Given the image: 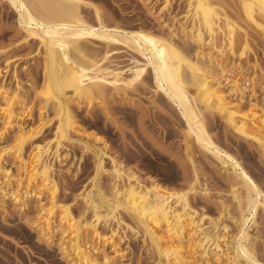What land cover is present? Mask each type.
I'll return each instance as SVG.
<instances>
[{"label": "bare ground", "instance_id": "obj_1", "mask_svg": "<svg viewBox=\"0 0 264 264\" xmlns=\"http://www.w3.org/2000/svg\"><path fill=\"white\" fill-rule=\"evenodd\" d=\"M184 1V20L173 17L171 25H162L168 32L157 34L141 27L128 30L109 26L99 6L87 0H5L16 13L25 45L36 43L42 49L39 53L46 77L42 91L46 107L40 109L37 124L27 126L26 118L33 119V113L25 101L18 71L14 68L13 89L6 86L0 69V141L8 134L14 136L12 147L0 148L1 205L11 201L26 212L34 201L37 214L29 226L48 246L58 244L70 264H117L125 257L119 244L127 231L141 236L150 246L155 253L154 264H264L256 255L258 235L253 233L264 212V190L234 155L216 143L207 119L209 114L219 115L235 134L264 152V107L257 106L255 87H249L251 80L243 79L241 60L256 42L264 46V0ZM172 2L163 1L161 18L170 15ZM85 8L92 9L94 22L86 17L90 11ZM179 39L184 45L194 46V54L186 51ZM91 43L106 48L101 56L105 60L113 50L125 49L131 59L143 61L155 88L177 108L185 122L183 134L190 141L187 150L191 143L222 167L237 204V217H232L238 229L234 238L226 235L229 225H220V220L206 225V216L193 207L191 195L194 199L203 195L207 203L212 195L208 188L199 187L196 171L189 189L174 191L155 179L141 181L109 154L101 138L95 139L96 148L86 140L90 136H84L72 103L77 101L80 106L85 99L91 102L96 91L102 92L105 78L98 77L100 72L112 76L117 87L119 81L122 83L114 70L109 72L101 66ZM91 69L99 74H91ZM245 101L250 109L247 113L242 112ZM50 102L53 116L48 110ZM53 122V137L38 140ZM28 143L32 149L26 155ZM65 143L78 145L94 156L95 185L80 194L90 216H76L69 204L59 201L53 161L60 165L66 162L69 154L61 152ZM5 154L14 158L11 167L4 164ZM193 158L189 155L192 165ZM101 176L110 179L108 191L96 183ZM219 205L221 212L230 214L225 203ZM221 228L225 235L220 234Z\"/></svg>", "mask_w": 264, "mask_h": 264}, {"label": "rangeland", "instance_id": "obj_2", "mask_svg": "<svg viewBox=\"0 0 264 264\" xmlns=\"http://www.w3.org/2000/svg\"><path fill=\"white\" fill-rule=\"evenodd\" d=\"M87 1L99 6L101 12L106 15L104 16L109 26L119 25V27L128 30L141 27L157 34L168 32L167 28L162 25H164L163 23L171 25L170 19L173 17L176 16V19L184 20L183 17L187 11L184 0H173L170 15L163 14L162 18L160 10L164 0H151V3L146 0ZM84 10L88 9L85 8ZM91 10L89 9L88 12L92 13ZM90 12L85 13L86 15L89 14L85 16L87 18L89 16V21L94 22V15L93 13L90 15ZM161 19H164L165 22ZM256 37L255 41H259V38L256 39ZM179 42L182 46L184 45L182 40L179 39ZM100 44L91 43L89 45L94 52H98H95V55L99 56L97 59L101 66L104 65L103 68L105 67L109 72L114 70V73L120 76L118 78L121 79L122 83L119 81L118 85L120 86L117 87L113 84L115 79L111 78L112 76L108 75L107 77L104 72H100L98 75L97 69H91L93 70L91 71L93 73L90 72L91 74L96 73L98 77L105 78L104 84L101 85V91L104 94L98 90L91 102L85 99L80 106H78L77 101L72 103V108L83 129L84 136H90L86 140L92 148H96L95 139L101 138L108 145L109 154L116 159L118 158L117 160L122 162L126 169L136 173L141 181L155 179L161 185L174 191L189 189L194 174L197 173L200 179L199 183L201 182L199 187L208 188L209 195H212L209 197L210 203L209 201L208 203L204 202L203 195L198 194L199 197L196 196L195 199L191 195L193 207L199 211L201 216H206V225L210 221L211 224L219 220L220 225H229L227 234L223 228H221L220 234L234 238L238 229L232 217H237V204L231 194L230 179L226 173L224 174L222 167L191 143H189L187 150L186 143L189 140L186 141L183 134L185 122L177 108L155 88L152 74L143 61L141 63V60L131 59L130 54L125 49L113 50L114 52L112 51L105 60L102 54L106 52V48ZM257 44L256 42V46L252 47L241 58L246 74L243 73L245 76L243 79L251 80L249 87H255V95L258 98L257 106L264 107V46ZM38 47L36 43L25 45L24 35L17 26L16 13L5 0H0V69L5 74L6 86L9 85L13 89L16 86V81L12 77L14 68L18 71L25 101L30 108L32 107L33 113V119L26 118L27 126L32 125V123L37 124L40 109L46 107V98L42 94L46 77L43 57L39 53L42 49L39 47L38 50ZM183 48L187 49L186 51L190 54H194V46L184 45ZM99 58H103V60ZM96 97L97 99H95ZM247 105L249 104L245 101L242 112H249L250 109ZM50 106L51 102L48 110L49 114L53 116ZM218 116L212 115L211 117L210 114L207 116V119L209 118V130L216 143L234 155L264 190V152L262 153L260 148L251 141L235 134ZM54 122L44 128L38 140L42 138L49 140L53 137ZM13 140V134H8L4 141L3 139L2 142L0 141V148L6 145L5 147L9 149L12 147ZM192 146H194V151ZM31 149L30 143L26 144L25 154L29 155ZM61 152L63 154L68 153L69 156L63 165H60L56 160L53 161L55 162V179L59 185V201L69 204L76 216L83 215V213L85 216H90V212L85 211L86 208L81 201L82 198L80 199V194L85 189H91L95 185L93 182L96 174L94 156L78 145L66 143ZM5 155L6 162L4 164L6 167L15 164L14 158L10 154ZM189 155L194 157L193 162L196 167H193L194 165L188 161ZM106 163L107 168H109L108 159ZM221 175L222 179L220 178ZM100 179L96 183L100 182L102 188L106 189L104 191H108L110 179L107 176H101ZM222 202L228 206L230 214L221 212L222 207L219 204ZM30 203V207L25 212L20 211V207H15L11 201H8L6 206H2L0 199V264H70L62 255L58 244L48 246L41 240L37 231L30 227L29 222L35 219L38 208L34 201ZM3 207L7 208H5L7 212ZM263 213L261 212L258 218V230L255 229L253 233L257 232L258 235L254 243L256 255L264 262ZM127 234L126 238L122 239L123 241L121 240V244H119L125 257L119 260L117 264H154L155 253L148 244L144 243L143 238L131 231H127ZM230 240L233 241L232 238ZM221 244L224 249L227 248H225V242ZM107 251L111 253L110 249Z\"/></svg>", "mask_w": 264, "mask_h": 264}]
</instances>
